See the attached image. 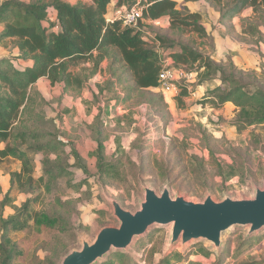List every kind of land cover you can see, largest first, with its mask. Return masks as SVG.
Instances as JSON below:
<instances>
[{
    "label": "trees",
    "instance_id": "obj_1",
    "mask_svg": "<svg viewBox=\"0 0 264 264\" xmlns=\"http://www.w3.org/2000/svg\"><path fill=\"white\" fill-rule=\"evenodd\" d=\"M137 1L117 0L114 7L131 8ZM197 2H204L218 14L217 24L223 26L229 39L236 38V42L249 46L263 44L264 34L259 24L264 23V0H146L142 3L143 23L141 25L140 21L137 27L105 22L112 0H76L74 4L68 0L0 1V41L10 43L17 51L16 60L0 57V164L20 163L18 170L9 173V187L0 202L1 208L7 207L6 199L11 194L32 197L39 192L14 207V215L0 217V264L23 263L27 259V252L17 249L18 243L9 239L13 232L26 230L27 236L19 243L29 241V237L34 240L35 236L67 233L70 224L65 214L69 212V202L55 198L48 214L33 207L38 204L41 191L51 194L61 182L80 193L82 184L74 183L73 168L79 169L86 178L91 176L72 143L60 141L59 133L38 128L46 116L37 109L40 100L34 90L37 82L58 86L59 99H77L97 75L103 77L93 83L92 100L105 96L108 99L104 109L97 108L94 125L90 127L96 136V169L103 180L109 171L104 163L105 138L100 118L144 91L158 90V78L164 65L159 52L169 58L170 68L196 73L197 86L218 80L201 103L216 109L232 105L236 114L229 124L231 127L240 131L264 125V71L244 72L231 60L227 59L226 64L213 60L214 40L203 25L206 13L191 12L186 7L188 3ZM246 9H251L256 16L242 19L237 31L232 21ZM161 18L168 19L167 29L149 24ZM146 36L151 37V41ZM206 42L212 45L210 53L203 51ZM186 97V88L180 87L176 99L178 107H183ZM37 155L41 156L38 176L32 159ZM208 155L213 163V153L208 152ZM70 159L74 161L72 166ZM159 232L153 231L139 239L130 252L112 253L100 264H153L155 236ZM259 240L255 237L240 242L233 256L238 257ZM195 250L196 255H208L203 247ZM191 255V249L183 255L173 253L156 264H195L188 259ZM56 256L52 251L41 260L30 259L29 264H55Z\"/></svg>",
    "mask_w": 264,
    "mask_h": 264
},
{
    "label": "rangeland",
    "instance_id": "obj_2",
    "mask_svg": "<svg viewBox=\"0 0 264 264\" xmlns=\"http://www.w3.org/2000/svg\"><path fill=\"white\" fill-rule=\"evenodd\" d=\"M68 2L74 4L76 0ZM109 7L111 10L112 3ZM241 20L237 18L234 21L237 31L240 30ZM142 23L141 21L140 24ZM213 23L214 20L206 12V31L217 40L219 47L217 49L214 44L212 55L217 63L226 64L228 59L244 72L263 71V46H257L256 49L255 46L238 44L233 37L230 38L232 41H227L226 30ZM259 28L264 34L262 21ZM146 39L151 41L149 36ZM230 47L238 49V52ZM203 51L210 53L212 45L206 42ZM15 53L10 43L0 41V57L9 56L16 60L12 57ZM159 58L164 64L171 62L163 52H159ZM99 76L98 79L103 78ZM100 79L94 81L98 83ZM195 83L188 85L190 94L183 99V107H178L176 101L180 89L175 96H164L161 91L151 89L142 92L126 105L117 107L114 111L108 110L107 114L105 112L100 118L105 138L104 163L109 171L105 180L97 173L94 156L96 136L90 127L94 125L97 108L104 109L108 96L98 101L92 100V92H95L93 83L77 99H59L60 88L50 87L44 81L34 87L40 97L37 109L46 116V120L39 122L38 128L56 135L59 133L60 141L72 143L91 176L86 178L79 169L73 168L74 183L82 184L80 193L67 187L64 182L59 183L51 194L40 192L39 202L33 207L36 211L50 213L55 198L70 203L69 212L65 214L70 230L64 234L35 236L34 240L29 237V241H23L25 243L19 241L27 236L26 230L13 232L9 239L18 243L17 249L28 254L23 263L15 264H29L30 259L34 258L41 260L52 251L57 253L55 264H58L63 254L79 246L80 237L91 241L101 227L115 225L116 222L110 216L111 208L105 202L103 193L116 199L123 208L134 212L143 198V187H151L160 192L163 187L168 186L172 196H184L187 200L199 202L207 194H211L217 201L223 197L249 196L254 187L261 186L264 181V125L240 131L231 127L229 124L236 114L233 106L214 108L215 114L210 112V105L201 103L218 80L201 86ZM66 151H70L68 147ZM208 152L213 153V163ZM32 159L35 162V175L38 176L41 156H33ZM73 162L70 159L69 165L72 166ZM19 167L20 163L16 161L0 164V202L9 187V173ZM38 193H34L32 197L28 194H11L6 199L7 207L2 209L0 205V217L14 215V207L21 206ZM28 224L31 225L32 222L29 221ZM153 231H160L155 236L156 254L153 264L173 253L183 255L189 249L192 255L188 259L195 264H216L219 261L220 264H264V230L249 238L258 237L260 240L236 258L233 253L237 245L249 240L245 238L244 229L224 234L223 247L219 253L205 242H198L184 249L176 246L168 251L169 229L153 228L148 234ZM135 243L127 252L133 249ZM198 247H203L208 255H196L195 249Z\"/></svg>",
    "mask_w": 264,
    "mask_h": 264
},
{
    "label": "water",
    "instance_id": "obj_3",
    "mask_svg": "<svg viewBox=\"0 0 264 264\" xmlns=\"http://www.w3.org/2000/svg\"><path fill=\"white\" fill-rule=\"evenodd\" d=\"M142 191L143 198L134 212L103 193L116 224L101 227L91 241L80 237L79 246L63 254L58 264H100L114 252H127L153 228L169 229L168 251L205 242L216 253L222 250L224 234L244 229L249 239L264 230V181L249 196L218 201L211 194L199 202L172 196L168 186L160 192L151 187Z\"/></svg>",
    "mask_w": 264,
    "mask_h": 264
},
{
    "label": "built area",
    "instance_id": "obj_4",
    "mask_svg": "<svg viewBox=\"0 0 264 264\" xmlns=\"http://www.w3.org/2000/svg\"><path fill=\"white\" fill-rule=\"evenodd\" d=\"M145 2L146 0H138L137 3L131 8H115L114 5H112V9L107 10L105 22L107 24L118 22L122 27H137L138 23L142 21V12L144 8L142 3ZM156 47H159L158 43H156ZM170 65L171 62L168 64L165 63L163 65L158 78V91H161L164 96H175L177 95L180 87H184L187 89L189 95L190 90L188 89V85L195 83L196 73L188 71L186 69L170 68ZM98 77L100 76L97 75L94 79L99 80ZM94 79L93 83H95ZM209 109L210 112H214L215 114H217L213 106L210 105Z\"/></svg>",
    "mask_w": 264,
    "mask_h": 264
},
{
    "label": "crops",
    "instance_id": "obj_5",
    "mask_svg": "<svg viewBox=\"0 0 264 264\" xmlns=\"http://www.w3.org/2000/svg\"><path fill=\"white\" fill-rule=\"evenodd\" d=\"M116 1L117 0H112V5H114L115 3H116ZM177 1H179V0H177ZM110 6H111V4H110ZM206 6V7H205ZM186 7L191 11V12H205L204 10H206V12L208 13V15H209V17L212 19V20H214V23H213V25H215V26H217V27H220V28H223V26H221V25H218L217 24V21H218V14L216 13V12H214L212 9H210L204 2H197V3H188V4H186ZM109 9V8H108ZM205 12V13H206ZM211 12H212V15H210L211 14ZM252 14H253V16H254V13L252 12V10L251 9H246V10H244L238 17H236V18H234L233 19V21H232V24L234 25V21H235V19H237V18H241V19H244V18H253V16H252ZM149 24H152V25H154V26H156V27H159V28H161V29H167V26H168V19L167 18H161L160 20H158V21H153V22H149ZM204 28H205V22H204ZM206 29V28H205ZM237 29V28H236ZM209 34V33H208ZM212 36V35H211ZM226 37V36H225ZM227 38V41H228V37H226ZM214 40V39H213ZM230 40V39H229ZM230 41H232V40H230ZM214 44H216V46H217V40L215 39L214 40ZM230 44H232V43H230ZM239 44V43H238ZM241 45V44H240ZM243 45H245V46H249V45H246V44H243ZM228 46V45H227ZM259 46H263V48H264V45L263 44H259ZM251 47H253V46H251ZM256 47V49H257V46H255ZM219 47L217 46V49H218ZM230 49L231 50H234V51H236V52H238V49H234V48H232V47H230ZM262 50V49H261ZM16 50H14V52H15ZM217 52V51H216ZM17 55V51H16V53H15V55L13 54L12 56H16ZM236 55V54H235ZM3 57V56H2ZM213 58V57H212ZM214 61H216L215 59H213ZM217 62V61H216ZM263 62H264V60H263ZM25 64H21V66H24ZM105 67V64H103L102 65V68H104ZM263 71H264V69H263ZM100 79V78H99ZM40 82V81H39ZM39 82H37L36 84H34V87H36L37 86V84L39 83ZM96 83V82H95ZM53 88H56V86L55 87H53ZM72 99V98H71ZM226 106H232V105H230V104H227Z\"/></svg>",
    "mask_w": 264,
    "mask_h": 264
}]
</instances>
